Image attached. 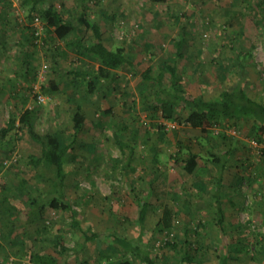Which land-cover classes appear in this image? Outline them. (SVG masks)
Here are the masks:
<instances>
[{
	"label": "rangeland",
	"instance_id": "obj_1",
	"mask_svg": "<svg viewBox=\"0 0 264 264\" xmlns=\"http://www.w3.org/2000/svg\"><path fill=\"white\" fill-rule=\"evenodd\" d=\"M84 1L90 7L87 16L102 29L104 44L129 51L134 63L131 71L118 70L115 85L103 91L110 112L101 114L98 93H84L80 75L96 69V64L77 55L68 45L70 36L66 41L59 40L45 24L42 28L38 25L41 30L35 36L34 18L38 13L34 12L30 21L28 9L22 8L19 0H0V125L9 111L20 114L32 109L36 130H51L63 146L73 132L71 104L81 105L85 123L65 156V185L75 221L100 236L85 243L80 226L73 225L69 208L59 207L19 220L2 217L0 264H47L45 257L56 264H101L98 251L104 249V232L124 239L137 238L139 207L135 196L151 187L144 226L155 264H218L220 254L227 257V264H264V134L256 133L252 120H223L220 125H206L204 131L184 124L170 128L168 124L173 121L146 108L159 85L141 77L147 67L157 74L158 51L170 54L169 42L183 27L187 42L177 66L187 92L210 99L239 85L250 98L264 101V11L257 1L247 5L241 0H167L152 7L148 0L46 3L64 10L66 17H77ZM79 33L84 39L92 38L90 31ZM147 41L150 48L144 46ZM37 82L41 101L32 92ZM50 83L55 85L54 90ZM186 113L182 110L179 115ZM187 137L196 139L193 151L203 157V146L225 154L218 192L224 210L222 230L214 219L213 194L218 187L217 173L210 163L199 158L200 170L188 175L170 157L176 141ZM91 145H95L94 151L88 148ZM39 153L40 145L25 130L19 131L13 142L0 140V182L11 184L22 176L29 185L44 186L27 159ZM199 181L205 183V192L193 186ZM164 204L172 212L177 208L180 211L172 231L162 235L155 231ZM184 205L188 208L183 209ZM186 228L192 230V241L199 248L195 261L181 260ZM236 247L241 251L235 252ZM37 256L43 261L36 262ZM132 260L141 264L136 258Z\"/></svg>",
	"mask_w": 264,
	"mask_h": 264
},
{
	"label": "trees",
	"instance_id": "obj_2",
	"mask_svg": "<svg viewBox=\"0 0 264 264\" xmlns=\"http://www.w3.org/2000/svg\"><path fill=\"white\" fill-rule=\"evenodd\" d=\"M167 0H148L149 6L156 4H164ZM247 5L257 1L256 5L263 12L262 6L264 0H241ZM22 8H27V18L31 21L33 13H38V18L45 24L46 28L51 30L54 36L59 40H68L70 36L69 46L75 48V52L82 59H87L96 64V69L84 72L81 76L83 82L84 93L87 95L99 94L102 106L101 114L110 112L103 91L110 90V86H114L117 81V71H131L134 68L132 57L129 51H125L122 47L108 48L103 41V32L98 22L89 19L87 12L89 10L88 1L80 4V13L77 17H66L65 11L57 9L53 4H47L46 0H19ZM157 14L154 13V18ZM76 24L78 26H76ZM90 31L92 38L87 40L80 35V31ZM180 35L170 40L171 53L167 55L163 51H158V63L160 68L156 75H153L152 67L141 73V77L150 83L159 85V89L150 104L147 103L146 108L152 109L153 112H160L161 117L167 121H173L177 125L184 124L193 129L204 131L206 125H220L223 120H252L256 133L264 134V101H256L250 98L246 91L239 85L231 90H222L216 97L204 99L201 96H195L187 92L181 84L178 75L177 62L183 58L182 48L187 42L184 35L183 27H180ZM34 36V35H33ZM153 43H157L156 41ZM150 42L144 44L145 48H150ZM161 50V49H160ZM166 84L168 86H163ZM52 90L55 85L50 83ZM115 88V87H114ZM74 107V113L71 116L72 135L67 145H61L57 136L51 131L46 130L39 132L34 125L35 114L32 109H25L20 114L14 110L8 112V118L0 125V140L8 139L13 142L16 135L21 130H25L29 137L40 145L39 155H28V165L32 173L43 181L44 186L37 184L29 185L24 177H20L13 183L0 182V218L4 217L9 220H16L22 217L29 218L31 216L43 215L48 210L59 207L69 208L71 211L72 222L74 226H80L75 221V213L70 208L67 198L66 188V171L65 156L74 146L76 137L83 130L85 116L81 111L79 103L71 104ZM150 106V107H149ZM179 111L177 113V109ZM187 111L186 115L181 117L179 112ZM158 129L163 128L157 126ZM176 128V127H175ZM174 128V129H175ZM261 141V137H256ZM196 139L190 137L176 141L175 151L170 157L174 159L181 169L188 175L195 174L200 170L198 159L204 158L210 163L211 168L217 173L216 184L218 189L213 194L215 199V224L222 230L224 220V210L219 202L218 192L222 182V173L225 168V154H217L212 152L210 148L201 147L204 157L200 153H195L194 147ZM81 147V143H77V147ZM95 150V145L88 147ZM92 151V152H93ZM154 160L158 162L157 155ZM129 167V162L125 164ZM152 184V183H151ZM193 186L199 192H205L206 185L204 182H194ZM152 188V187H151ZM145 192H138L135 200L139 207L138 216L135 223L139 227V234L135 239L119 238L111 232H104L101 235V243L103 250H99L98 254L103 260L101 264H134L132 258H136L141 264H155L150 257L151 251L148 239H146L147 231L144 223L150 205V197L152 189ZM142 193V194H141ZM139 195V196H138ZM140 195H143L142 197ZM161 217L157 223V232L168 234L173 229L174 218H177L180 209L173 211L168 205H161ZM183 206V209H187ZM5 225V224H4ZM200 226V223L198 224ZM83 240L85 243L93 242L100 236L91 227L83 228L80 226ZM9 233H12L9 231ZM154 233V234H155ZM185 241L181 246L182 261H195L198 256L199 248L194 240L192 241V230L186 228L184 232ZM11 241H13L11 239ZM174 247L172 243H167ZM240 248L236 247L235 252H240ZM35 261L43 258L35 257ZM218 264H227V257L217 255ZM47 264H56L54 260L45 257ZM45 263V262H44ZM205 264V263H198Z\"/></svg>",
	"mask_w": 264,
	"mask_h": 264
},
{
	"label": "built area",
	"instance_id": "obj_3",
	"mask_svg": "<svg viewBox=\"0 0 264 264\" xmlns=\"http://www.w3.org/2000/svg\"><path fill=\"white\" fill-rule=\"evenodd\" d=\"M44 23L38 18V17H35L34 18V35L35 36H38L39 35V33H40V30L38 31V25H41V28H42V25H43ZM47 66L46 65H44L43 66V68H46ZM38 79H39V81H42L43 80V77H42V73H39L38 74ZM39 84V82H37V83H34L33 84V88H32V92H33V94L35 95V97H36V99L38 100V101H41L42 100V98H41V94H40V91H39V89H40V85H38ZM168 127H170V128H175V127H177V124L175 123V122H171V123H169L168 124ZM233 133H234V131H233Z\"/></svg>",
	"mask_w": 264,
	"mask_h": 264
}]
</instances>
